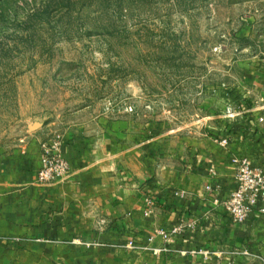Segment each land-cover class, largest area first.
Wrapping results in <instances>:
<instances>
[{
	"label": "crops",
	"instance_id": "0c3cea01",
	"mask_svg": "<svg viewBox=\"0 0 264 264\" xmlns=\"http://www.w3.org/2000/svg\"><path fill=\"white\" fill-rule=\"evenodd\" d=\"M231 72L222 124L193 134L80 109L62 149L69 170L50 184L38 179L46 125H32L0 152V264H264V214L233 224L220 203L236 161L264 162V52ZM182 221L165 242L160 231Z\"/></svg>",
	"mask_w": 264,
	"mask_h": 264
},
{
	"label": "rangeland",
	"instance_id": "374dc122",
	"mask_svg": "<svg viewBox=\"0 0 264 264\" xmlns=\"http://www.w3.org/2000/svg\"><path fill=\"white\" fill-rule=\"evenodd\" d=\"M263 52L264 0H0V152L80 109L218 127L231 66Z\"/></svg>",
	"mask_w": 264,
	"mask_h": 264
},
{
	"label": "built area",
	"instance_id": "2783aa9c",
	"mask_svg": "<svg viewBox=\"0 0 264 264\" xmlns=\"http://www.w3.org/2000/svg\"><path fill=\"white\" fill-rule=\"evenodd\" d=\"M226 112L231 114L232 108L227 107ZM64 145V138L56 133L49 134L41 140L42 166L38 171L40 182L50 184L69 170V161L62 154ZM206 189L212 192L217 189V186L213 188V185L210 184L206 186ZM220 203L225 208L229 222L233 224L244 222L253 212L264 214V162L254 165L246 158L236 161L235 188ZM187 226H190L189 223L182 221L176 226L161 230L160 234L165 242H168L180 236ZM134 245L133 241L127 244L130 248H133ZM165 249L166 246L163 245L160 248H155V251L160 252ZM243 252L248 253V249L245 248Z\"/></svg>",
	"mask_w": 264,
	"mask_h": 264
}]
</instances>
